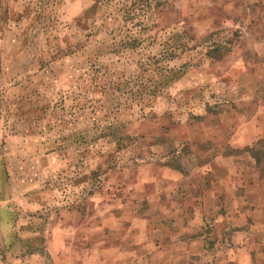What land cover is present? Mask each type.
Masks as SVG:
<instances>
[{"label": "rangeland", "instance_id": "374dc122", "mask_svg": "<svg viewBox=\"0 0 264 264\" xmlns=\"http://www.w3.org/2000/svg\"><path fill=\"white\" fill-rule=\"evenodd\" d=\"M262 138L264 0H0V264H264Z\"/></svg>", "mask_w": 264, "mask_h": 264}, {"label": "crops", "instance_id": "0c3cea01", "mask_svg": "<svg viewBox=\"0 0 264 264\" xmlns=\"http://www.w3.org/2000/svg\"><path fill=\"white\" fill-rule=\"evenodd\" d=\"M256 200V208L253 209V215L264 217V191L261 195L256 197Z\"/></svg>", "mask_w": 264, "mask_h": 264}, {"label": "trees", "instance_id": "16d2710c", "mask_svg": "<svg viewBox=\"0 0 264 264\" xmlns=\"http://www.w3.org/2000/svg\"><path fill=\"white\" fill-rule=\"evenodd\" d=\"M259 145H261L262 144V147H264V138H262V139H260V140H258V142H257ZM262 158H264V154L262 153ZM260 159L261 158H259V156L257 157V161H258V163L260 162Z\"/></svg>", "mask_w": 264, "mask_h": 264}]
</instances>
